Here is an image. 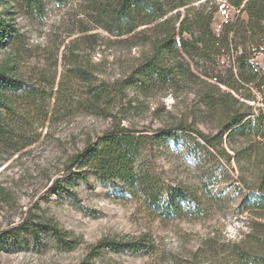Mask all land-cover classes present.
<instances>
[{"label": "rangeland", "instance_id": "1", "mask_svg": "<svg viewBox=\"0 0 264 264\" xmlns=\"http://www.w3.org/2000/svg\"><path fill=\"white\" fill-rule=\"evenodd\" d=\"M107 2L0 0L2 18L19 33L18 38L0 47V66L10 67L16 77L42 92L41 99L19 100L4 111L10 126L6 133L0 134V264H83L90 259V246L99 239L142 234L153 241L152 252L108 248L91 261L185 264L186 259L193 260L199 249H207V257L215 251L220 253L223 244L239 241L252 228L264 225V213L245 208V190L240 181L243 176L253 183L256 171H241L233 160L229 164L223 162L229 177L216 172L213 189L221 193L218 204L198 218L160 219L145 208L140 194L117 188L109 181H99L92 175L65 183L69 180L70 158L115 122L146 134L180 124L205 133L216 128L213 115L207 113L202 100L203 86L195 78L155 83L147 90L126 83L140 59L152 53L157 21L123 33V23L109 16ZM188 6L207 11L217 6L211 23L216 33L227 18L231 19L230 15L227 18L218 15L220 9L233 13V7L225 0H192L169 14L179 11L181 19ZM241 19L246 20V14ZM182 56L190 72L206 82L213 83L214 76L230 81L229 70L236 77L235 54L218 56L212 64L199 68H195L191 58ZM252 60L264 72V49L254 54ZM79 68L87 71L94 83L122 85L123 91L103 112L75 106L78 102L90 103L83 94L85 81L77 73ZM57 98H60L58 109ZM251 104L262 106L258 94ZM65 105L68 109H64ZM176 146L174 141L163 139L146 143L141 150L142 158L167 183L196 184L200 171L186 159L184 147L178 150ZM25 219L32 223H54L69 231L77 243L67 249L47 230H39L38 240L29 234L14 237L5 234ZM210 260L198 259L196 263L208 264Z\"/></svg>", "mask_w": 264, "mask_h": 264}, {"label": "trees", "instance_id": "2", "mask_svg": "<svg viewBox=\"0 0 264 264\" xmlns=\"http://www.w3.org/2000/svg\"><path fill=\"white\" fill-rule=\"evenodd\" d=\"M226 1L240 8V13L224 22L216 33L211 23L217 6L208 11L188 6L180 19L179 11L175 15L169 13L189 5L192 0H108V14L123 23V33L157 21L154 25L157 32L151 41L152 53L140 59L126 83L147 90L155 83L167 84L195 78L203 86L202 100L207 113L213 115L216 128L212 133H205L180 124L157 128L154 134H146L143 130L120 126L115 122L70 158L67 165L70 175L65 183L92 175L99 181H109L117 188L140 194L145 208L160 219L171 220L180 216L198 218L218 204L221 193L213 189L216 172L229 177L223 162L229 164L233 160L241 171H256L257 180L253 183L241 177L245 190L243 200L245 208L264 213V72L252 60L254 54L264 49V0ZM242 13L246 14V20L241 19ZM18 37L19 33L0 13V47ZM230 53L236 55L233 62L237 69L236 77L229 70L230 81L223 76H214L213 83L191 73L182 56L191 58L195 68H199L200 65L212 64L218 56ZM77 73L79 76L82 74L85 81L83 94L90 103L78 102L75 106L85 111L103 112L123 91L122 85L116 83V86L105 81L94 83L89 73L82 72L81 68ZM41 93L16 77L10 67L0 66V134L6 133L10 126L5 109H10V105L19 100H39ZM257 94L262 106L251 104ZM59 103L60 98H57L55 108L58 109ZM64 109H68L67 105ZM161 139L174 141L178 150L184 147L186 159L200 171L196 184L167 183L145 163L142 147ZM73 168L77 171H72ZM259 225L258 229L252 228L239 241L223 244L220 253L215 251L207 257V249H199L193 260L186 259L185 264H207L196 263L203 258L212 259L208 264H264V228L259 231L264 225ZM39 230L49 231L53 239L63 243L67 249H72L77 243L69 231L44 221L32 223L25 219L5 234L11 237L29 234L33 240H38ZM108 248L150 253L154 244L145 234L132 238L103 237L90 246V259L82 263L96 264L91 259Z\"/></svg>", "mask_w": 264, "mask_h": 264}, {"label": "built area", "instance_id": "3", "mask_svg": "<svg viewBox=\"0 0 264 264\" xmlns=\"http://www.w3.org/2000/svg\"><path fill=\"white\" fill-rule=\"evenodd\" d=\"M225 3H227L229 6H232V5H230L226 0H225ZM232 7H233V13H232V14L229 13V11H228L227 9L222 8V9H220V11L218 12V15L224 16L225 18H227V17L230 15V16H231V19H230V20H232V18L234 19L235 16L238 15V14L240 13V8H236V7H234V6H232ZM216 11H218V9H217ZM242 14H243V13H242ZM242 14H241V15H242ZM226 21H228V18H227Z\"/></svg>", "mask_w": 264, "mask_h": 264}]
</instances>
